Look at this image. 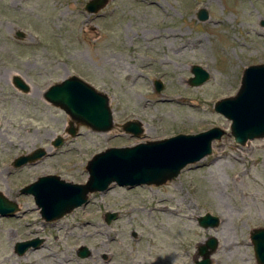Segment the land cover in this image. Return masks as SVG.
<instances>
[{
    "label": "rangeland",
    "instance_id": "rangeland-1",
    "mask_svg": "<svg viewBox=\"0 0 264 264\" xmlns=\"http://www.w3.org/2000/svg\"><path fill=\"white\" fill-rule=\"evenodd\" d=\"M88 1L0 0V192L20 207L0 216V264H195L211 237L219 241L213 264H258L250 232L264 227V139L236 144L215 104L237 94L246 67L264 63V0H110L95 14ZM194 65L210 74L198 87L189 84ZM14 76L31 92L19 91ZM70 76L111 98L118 131L80 125L75 137L67 133L69 115L44 95ZM129 121L141 123V136L122 130ZM214 127L226 134L212 154L165 185L113 184L51 223L21 193L46 175L86 183L88 161L108 148ZM58 136L65 142L55 148ZM39 148L48 154L12 166ZM108 212L118 214L110 224ZM208 213L220 218L217 228L200 226ZM33 238L45 242L15 253ZM82 246L89 257H79Z\"/></svg>",
    "mask_w": 264,
    "mask_h": 264
},
{
    "label": "water",
    "instance_id": "water-1",
    "mask_svg": "<svg viewBox=\"0 0 264 264\" xmlns=\"http://www.w3.org/2000/svg\"><path fill=\"white\" fill-rule=\"evenodd\" d=\"M110 0H90L85 9L91 14L104 9ZM206 9L198 12L199 21H206ZM18 38H25L21 31ZM193 77L189 84L201 86L210 80V74L199 65L192 68ZM14 86L23 93L31 92V86L20 76L13 77ZM157 92L163 90L160 80L155 82ZM44 99L63 109L70 117L67 133L75 137L79 126L84 125L95 132H111L115 126L111 98L77 76H70L62 82L51 85ZM215 110L231 123V135L236 144L246 146L255 139H264V63L253 64L243 70L240 88L235 96L218 100ZM118 127V126H117ZM122 130L134 136H141L143 128L138 121H129ZM226 134L218 127L198 134H179L171 138L149 141L132 147H112L97 153L87 163L89 178L86 183H74L58 175L39 177L35 182L21 189L22 194L31 195L40 210L41 217L48 223L58 221L89 202L90 195L108 191L113 184L119 186H162L180 176L189 165L202 161L213 152V142ZM65 139L58 136L53 146L60 148ZM48 151L39 148L31 154L15 158L14 168L34 163L45 157ZM20 211L17 202L0 192V216L12 217ZM118 214L108 212V224L116 220ZM204 228H217L220 218L211 214L199 217ZM250 240L258 264H264V227L250 232ZM45 239L34 238L17 242L15 253L25 255L30 249H37ZM219 241L211 237L198 247L195 264H213V255L218 251ZM79 257L91 255L88 247L82 246ZM201 257V259H199Z\"/></svg>",
    "mask_w": 264,
    "mask_h": 264
},
{
    "label": "bare ground",
    "instance_id": "bare-ground-1",
    "mask_svg": "<svg viewBox=\"0 0 264 264\" xmlns=\"http://www.w3.org/2000/svg\"><path fill=\"white\" fill-rule=\"evenodd\" d=\"M118 130H119V128L117 126H115L112 131H118ZM105 135H107V134H105Z\"/></svg>",
    "mask_w": 264,
    "mask_h": 264
}]
</instances>
